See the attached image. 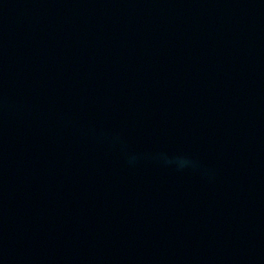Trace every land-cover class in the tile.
Masks as SVG:
<instances>
[{"label":"water","instance_id":"1","mask_svg":"<svg viewBox=\"0 0 264 264\" xmlns=\"http://www.w3.org/2000/svg\"><path fill=\"white\" fill-rule=\"evenodd\" d=\"M0 264H264V0H0Z\"/></svg>","mask_w":264,"mask_h":264}]
</instances>
